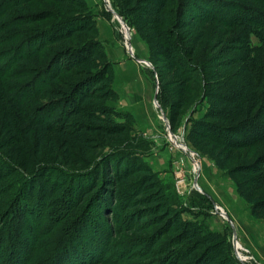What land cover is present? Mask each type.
I'll return each mask as SVG.
<instances>
[{"label":"rangeland","instance_id":"374dc122","mask_svg":"<svg viewBox=\"0 0 264 264\" xmlns=\"http://www.w3.org/2000/svg\"><path fill=\"white\" fill-rule=\"evenodd\" d=\"M88 1L84 0L94 13L101 6L112 19L105 1ZM4 2L0 0V79L4 78L8 88H12L16 102L25 104L20 112L53 128L38 150L37 131L28 135L25 126L12 127L0 111V162L3 164L0 167V222L18 221L21 239L27 244L32 238L26 237L36 229V253L34 250L28 264H44L37 258L40 255L41 260L47 258L45 264H195L188 252L200 248L199 252L205 253L209 245H214L222 258L235 264L234 258H238L233 252L234 232L241 245L249 248L254 256L240 264H264L259 253L247 245L250 239H261L260 230H264L263 215H255L251 209L254 202L264 199V189L257 187L254 175L233 173L239 165H250L264 158V143L228 149L214 138L197 139L193 143L187 140L191 126L204 118L218 93L239 86L254 88L264 79V45L262 49L248 50L243 36L245 29L230 25V16L243 18L241 5L264 14V0H200V10L208 13L207 21L202 17L193 30L182 32L180 39H175L180 44L178 52L184 57L187 58L186 50H190L187 63L192 71H185V81H180L168 67L165 57L149 58L146 40L163 44L162 39L154 36L160 27L154 16L134 15L140 17L141 33L137 26L131 27L123 19L124 23H120L114 18L119 34L113 33L114 25H111V36L101 37V43L104 49L117 53L111 57L108 80L111 78V87L119 98L107 104L119 112L133 114L135 123L132 127L124 119L114 117L116 124H127L131 131L123 137L86 135L87 146L83 149L74 142L66 146L55 133L63 126V114L60 111L58 116L52 115L62 99L34 94L46 80L37 79L38 74L22 79L29 66L19 60L21 53H28L27 49L21 51L27 40L57 30L71 14L63 11L58 0H8L5 5ZM178 10L175 4L167 6L168 20L162 23L163 30L171 28ZM76 15H79L77 11L73 17ZM250 22L252 30L257 32L251 43L253 46L264 43V26L256 20ZM128 35L131 38L126 46ZM119 47L126 49L124 58H119ZM148 58L152 65L144 62ZM85 69L90 70L85 64L76 70L83 73ZM151 71L155 72V78ZM80 75L63 73L50 87L70 89ZM142 79L148 82L151 98L133 101L132 93L143 90ZM260 92L264 94V85ZM164 94L169 99L167 104L162 98ZM175 107L179 109V118L170 131L185 140L190 152L174 145L163 120V114L168 119ZM12 115L17 119L22 117L17 111ZM259 117L264 120V111ZM117 152L128 158L127 162L139 163L155 178L159 186L156 189L164 197L159 210L151 212L152 208H148L147 199L155 188L148 186L140 190L144 179L143 174L137 173L125 179L113 173L117 178L115 188L112 184H107L106 189L101 185L85 198L90 191L88 182L92 183L91 177L89 180L86 177L94 170L93 165ZM194 159L200 164L198 170ZM195 181L201 189L193 187ZM141 192L144 195L139 196ZM216 199L225 206L226 210L221 207L227 218L216 209ZM229 210L236 216L232 217ZM185 225L191 238L181 241ZM246 255L242 251V257Z\"/></svg>","mask_w":264,"mask_h":264},{"label":"trees","instance_id":"16d2710c","mask_svg":"<svg viewBox=\"0 0 264 264\" xmlns=\"http://www.w3.org/2000/svg\"><path fill=\"white\" fill-rule=\"evenodd\" d=\"M58 1L62 3L63 11L71 14V18L57 30L38 34V36H33L34 39L25 42L24 47H21V51L27 49L28 53H21L19 60L23 65L29 66V69L25 76H22V79L28 78L30 74H38L37 79L42 77L46 81L44 86L37 87L33 93L38 96L62 99L55 107L54 115L52 116H58L60 111L63 114V126L55 130V133L65 141L66 146L69 142H74L83 149L87 146L88 138L86 135L93 133L104 137H123L132 128L127 124H116L114 117L124 119L132 127L135 123V118L130 112H119L107 104L108 101L118 100L119 95L111 87V78L108 80L109 72L112 70V63L108 60L104 46L98 40L99 31L96 24V15L86 5L84 0ZM8 3V0H5L4 5ZM110 3L115 12L127 24H130L131 27L137 26L139 28V33L142 32L139 16L142 18L148 15L155 17V21L160 27L156 29L154 36L162 39L161 43L163 44L151 42L143 36L149 46L150 59H153L155 55L165 57L168 67L174 71L180 81H185V71L187 73L192 71V68L187 63L190 50H186L187 58L184 57L178 52L180 44L175 39H180L182 32L193 30L202 17L207 21L205 17H207L208 13L200 10V0H110ZM170 4H175L179 10L176 12L171 28L163 30L161 25L168 20L165 10ZM227 6L225 4V7ZM241 10L243 18L230 16V25L245 29L243 36L247 41L245 44L248 46V50L254 51L255 47H261L262 49L264 43L256 46L251 43L253 36L257 35V32L252 30L250 26L252 22L250 21L256 20L264 26L263 12L245 5H241ZM76 11L79 15L73 17ZM136 14L139 15L137 18L134 17ZM237 14L240 13L237 12ZM220 20L222 19L220 18ZM220 20L217 21L219 22ZM259 38L263 40L261 36ZM73 41H75L74 45H72ZM198 41H195V45H197ZM27 44H29L28 47H26ZM48 52H50V55H48ZM47 55V59L43 60ZM102 63H104L103 66ZM84 64L90 70L85 69L86 71L83 73L76 70ZM68 72L81 73L70 89L55 90L50 87V84L55 83L61 74ZM151 73L153 78H155V72L151 71ZM263 76L264 74H262ZM250 85H253V82ZM263 85L264 79L262 78L254 88L239 86L227 88L225 92L218 93L215 102L204 118L195 121L191 126L187 140L193 143L197 139L214 138L228 149L249 148L258 143H264V120L259 117L260 113L264 111V94L260 92ZM8 87L5 79H0V111L6 115V119L12 127L25 126L28 135H31L34 130L37 131V148L39 150L45 143L47 134L53 128L43 120L33 119L30 115L28 119L27 115L25 116L20 112L26 106L16 102L14 91ZM162 98L166 100V104L169 102L165 94L162 95ZM178 110L175 107L172 116H168L170 129H173V125L176 126L178 122ZM16 111L22 117L14 118L12 112ZM255 112L256 114H254ZM107 121L111 123L108 124ZM103 161L100 159L98 163L94 164V170L86 177L88 180L91 177L92 183L91 181L88 182L90 191L85 198L99 190L101 185L105 186V189L108 188L107 184H112L114 187V181L117 178L113 176V173L120 174L119 178L121 177V179L137 173L143 174L144 179L139 186L140 190L142 188L146 190L148 186H154L155 188L153 194H150L147 199L148 208H152L151 212L160 209V204L163 203L161 201L164 197L159 188L156 189L159 186L155 178L148 171H145L143 166H140L139 163L134 165L127 162L128 158L118 152L114 153L113 156H108ZM1 166L3 164L0 162ZM233 171V173L254 175V182L257 187L264 189V158L250 165H239ZM140 195H144V192H141ZM25 206H27V203L24 204ZM251 209L253 214L263 215L264 217V199L254 202ZM26 210L29 211V209ZM178 223L182 225L179 219ZM23 227H26V224ZM32 232L31 235L29 234L26 237L32 238V240H28L27 244L21 239L22 231L18 221L9 222L6 220L5 222H0V264L30 263L33 259L31 254L37 248L36 243L38 244V240L34 243L37 235L36 229L33 228ZM182 234L184 238H181V241L191 238L189 236V228L186 225L182 229ZM199 251H201L200 248L193 253H191V250L188 252L189 259L195 264H231L221 257L214 245H209L205 253ZM37 258L41 263H46L45 260L47 258L41 260V255ZM234 263L240 264L236 258H234Z\"/></svg>","mask_w":264,"mask_h":264},{"label":"crops","instance_id":"0c3cea01","mask_svg":"<svg viewBox=\"0 0 264 264\" xmlns=\"http://www.w3.org/2000/svg\"><path fill=\"white\" fill-rule=\"evenodd\" d=\"M104 1L105 0H102V2H104ZM105 3H106V7L108 8V4H107L106 1H105ZM109 5L111 6L110 3H109ZM98 7H99V9L95 13V15H96V24H97V28H98V31H99V40H100V42H102L101 41V37H110L111 36V34H112L111 25H114L113 26V33L116 36L119 34V32H118L119 30L116 29L117 24H116V21H114V18H117V17H115V15H113V13L111 11H109V12L112 13V19H110V16H108L110 14L106 15L105 12H104L105 8H103L101 6H98ZM119 39H120V41H121V43L123 45L122 39L120 37H119ZM118 49H119V52H118L119 58H124L125 57V52H126L125 47H123V48H120L119 47ZM105 50H106V54H107V57H108V60L109 61L111 60V57L114 58L117 55L116 52L109 51L107 49V47H106ZM149 58L146 61H149ZM116 78H117V73H116ZM143 82H144V85H143L142 92H140V90H138L137 92H133L132 93V99H133V101L139 100L140 97H142V99L145 98V100H147L149 98V100H150L151 94H149L148 82L146 80H143ZM216 201H217V203L220 206H222L226 210L225 206L220 201H218L217 199H216ZM229 212H230V215L232 217L236 216V213H234L232 210L231 211L229 210ZM227 213H228V211H227ZM260 231L262 232L261 239H256V240L254 239V241L252 239H250V241H249L250 244H247V245H249L250 247H252L254 249L252 251H255L256 253L258 252L259 255L262 257V259L264 260V249H263V244H264V230L262 229ZM257 233H259V231H257ZM255 252H253V253L256 256V253Z\"/></svg>","mask_w":264,"mask_h":264},{"label":"built area","instance_id":"2783aa9c","mask_svg":"<svg viewBox=\"0 0 264 264\" xmlns=\"http://www.w3.org/2000/svg\"><path fill=\"white\" fill-rule=\"evenodd\" d=\"M126 40H127L126 46H129L128 45V37H126ZM165 125L168 128V130H169L170 138H171L172 142L174 143V145L179 147L180 145L184 144L186 146V148H188L186 143L184 142L185 140L183 138L180 139L178 135H175V136L172 135L171 132H170L169 125L168 124H165ZM180 143H182V144H180ZM181 149H183V148L181 147ZM188 149H189V151L188 150H185V151L190 152L191 151L190 148H188ZM196 161L197 160L194 159V167H195L196 170H198V167L196 168V166H195ZM176 163H178V160L176 161ZM193 187H195L196 189L200 188V187H197V185H195V182L193 184ZM215 207H216V204H215ZM219 208H220V210L217 209V207H216V209L219 210L222 215L224 214V212L226 213V211L221 206ZM228 219H230V218H228ZM232 225H234L233 222H232ZM242 251H245V253L247 254L245 258L242 257ZM233 252H234L235 256L238 258L239 262H242V261L243 262L244 261L249 262L250 259H254V256L251 254V251L249 250V248L243 247L241 245V243L239 241V237L237 236V234L235 232L233 233ZM249 256H251V257H249Z\"/></svg>","mask_w":264,"mask_h":264},{"label":"water","instance_id":"95a60500","mask_svg":"<svg viewBox=\"0 0 264 264\" xmlns=\"http://www.w3.org/2000/svg\"><path fill=\"white\" fill-rule=\"evenodd\" d=\"M107 3H108V0H105ZM108 10L109 11H111L114 15H115V17H117V19H118V21L120 22V21H122L123 23H124V21L122 20V18L115 12V10L108 4ZM120 18V19H119ZM121 23V22H120ZM144 62H146L148 65H152V63L150 62V61H144ZM163 119L165 120V122L169 125V121H168V119L166 118V115L165 114H163ZM169 128H170V125H169ZM171 132V131H170ZM171 134L172 135H174L175 136V134L174 133H172L171 132ZM195 185H197V187H199L198 186V183L195 181Z\"/></svg>","mask_w":264,"mask_h":264},{"label":"bare ground","instance_id":"6f19581e","mask_svg":"<svg viewBox=\"0 0 264 264\" xmlns=\"http://www.w3.org/2000/svg\"><path fill=\"white\" fill-rule=\"evenodd\" d=\"M119 19H120V18H119ZM126 29H127V28H126ZM127 30H128V29H127ZM127 37H128V39H130V38H131V36H130V35H128ZM129 48H130V47H129ZM179 138H180V137H179ZM178 143H179V142H178ZM180 144H182V143H180ZM180 146H181V147H182L184 150H188L187 148H185V147H184V144H182V145H180ZM180 146H179V147H180ZM181 147H180V148H181ZM188 151H189V150H188ZM192 155H193V154H192ZM191 157H192V156H191ZM195 166H196V168L198 167V169H199V168H201V167H200V164H198V163H196V165H195ZM199 187H200V186H199ZM200 189H201V188H200ZM216 207H217L218 209H220V208H219V207H220V206H219V204H218V205H216ZM223 215H224V217H225V218H227V217H226V214H225V212H224V214H223Z\"/></svg>","mask_w":264,"mask_h":264}]
</instances>
